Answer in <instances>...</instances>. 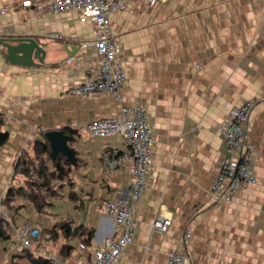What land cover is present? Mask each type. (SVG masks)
Wrapping results in <instances>:
<instances>
[{
    "label": "crops",
    "instance_id": "crops-1",
    "mask_svg": "<svg viewBox=\"0 0 264 264\" xmlns=\"http://www.w3.org/2000/svg\"><path fill=\"white\" fill-rule=\"evenodd\" d=\"M28 1L0 0V39L32 38L45 52L40 67L25 68L6 62L0 46V116L7 134L0 147L2 206L8 189H29L19 170L27 168L24 160L37 171L36 143H51L63 158L60 150L67 147L73 155L68 178L52 183L49 205L38 212L22 194L4 211L14 226L41 230L68 221L71 231L81 226L91 233L84 243L85 235L65 239L59 232V241L36 245L33 258L84 264L113 234L104 203L125 199L133 178L122 167L110 169L105 159L129 147L120 136L90 137L83 126L117 119L121 107L140 104L153 131L152 169L136 204L137 235L118 264H165L171 250H179L183 264H264V0H166L152 7L133 0L109 21L127 76L120 100L70 93L98 67L94 50L80 45L92 37L93 23L75 13L38 12L24 6ZM246 101L254 102L247 138L257 181L233 202H218L209 187L228 154L219 128ZM160 213L171 219L164 234L152 228ZM10 230L11 239L0 242V264H32L16 250Z\"/></svg>",
    "mask_w": 264,
    "mask_h": 264
},
{
    "label": "built area",
    "instance_id": "built-area-1",
    "mask_svg": "<svg viewBox=\"0 0 264 264\" xmlns=\"http://www.w3.org/2000/svg\"><path fill=\"white\" fill-rule=\"evenodd\" d=\"M152 7L166 0H141ZM133 0H31L24 3L27 8L38 12L48 10L49 14L61 16L75 13L81 20H90L93 25L92 37L83 40L82 49H93L98 67L92 76L74 86L70 93L79 98L88 96L110 95L120 100V91L126 86L127 76L121 62L122 45L118 36L110 27V17L128 9ZM10 11V10H8ZM61 39L60 36H52ZM254 102L246 101L234 108L228 118L220 125L219 131L227 146V156L217 165V174L209 187L210 196L218 202L231 203L237 194L256 184L255 152L249 143L247 132ZM121 115L117 119H99L83 126L90 137L120 136L129 150L120 152L117 149L106 156V164L110 169L122 167L133 178L125 199L109 200L103 209L107 217L114 223L113 234L103 239L101 244L93 248L89 259L84 264H118L125 249L131 245L137 235L136 204L143 198L152 169L153 131L148 121L146 108L140 104L121 107ZM7 223L17 241L16 250L23 253L41 242L39 230L28 225L14 226L6 215L0 196V222ZM171 224V219L158 214L152 228L164 234ZM192 231L189 228L183 234L182 244L187 245ZM85 250L84 245L79 246ZM50 262L59 264L53 258ZM184 258L179 250H171L166 255L165 264H183Z\"/></svg>",
    "mask_w": 264,
    "mask_h": 264
},
{
    "label": "trees",
    "instance_id": "trees-1",
    "mask_svg": "<svg viewBox=\"0 0 264 264\" xmlns=\"http://www.w3.org/2000/svg\"><path fill=\"white\" fill-rule=\"evenodd\" d=\"M2 127L3 120L0 116V147L5 145L7 142V134L2 132ZM34 150L35 158L38 161L37 171L32 168V171L30 172L29 169L31 168V162H26L24 160L22 162V166L26 165L27 168L21 167L19 170L22 175H26L29 181L27 182L29 189H8L3 199V209L12 210L14 208L13 202L15 201L16 197H19L22 194H29L28 196L33 200L36 210L38 212H42L49 205L46 202V195L48 196V194H52L55 190V186H53L52 183L54 184L57 181H62L65 178H68V167L70 166V160H68L67 157L63 158L60 155H53L48 143L38 142L35 144ZM34 174L37 176L36 180L32 179ZM31 185H34L35 188L30 189ZM59 232H61L65 239L70 235H75L77 237L85 235V238L82 240L84 243H89L91 240V233H85L81 226L76 227L73 229V231H71L70 223L68 221L57 222L49 229H41L39 230V235L41 241L57 242L61 239L59 238ZM10 239V227L7 223L1 221L0 242L8 241ZM21 255L27 256L32 264H51L49 259L42 256L33 258L31 251L28 250H25Z\"/></svg>",
    "mask_w": 264,
    "mask_h": 264
},
{
    "label": "water",
    "instance_id": "water-1",
    "mask_svg": "<svg viewBox=\"0 0 264 264\" xmlns=\"http://www.w3.org/2000/svg\"><path fill=\"white\" fill-rule=\"evenodd\" d=\"M0 46L3 48L2 54L4 60L14 66H20L25 68H38L44 62L45 52L39 46V44L32 38H13V39H0ZM54 135V134H52ZM60 137L62 142H65V137L59 132L56 134ZM51 151L56 155V151L53 150L50 143ZM68 160L72 159V152L65 147V151L62 152Z\"/></svg>",
    "mask_w": 264,
    "mask_h": 264
}]
</instances>
